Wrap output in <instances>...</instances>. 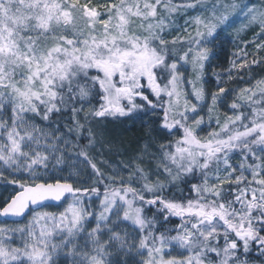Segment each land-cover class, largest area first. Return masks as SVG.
<instances>
[{"label": "snow or ice", "instance_id": "6c2138e0", "mask_svg": "<svg viewBox=\"0 0 264 264\" xmlns=\"http://www.w3.org/2000/svg\"><path fill=\"white\" fill-rule=\"evenodd\" d=\"M99 7L0 0V181L15 190L0 217L33 213L24 225L0 227V264H264V78L240 89L233 114L216 115V130L199 135L205 105L210 126L227 95L218 84L209 104L204 88L220 34L242 16L241 30L256 25L264 37V0ZM201 9L209 15L186 19L187 36L166 39L178 17ZM232 63L251 67L247 53ZM260 63L254 54L251 64ZM188 64L194 77L186 79ZM149 112L156 131L173 137L152 154L155 168L141 163L145 145L134 163L106 175L100 164L111 161L97 162L104 149L94 124ZM68 159L83 169L74 163L61 175ZM173 188L179 197L166 194ZM48 202L63 211H39ZM173 218L179 223L165 227Z\"/></svg>", "mask_w": 264, "mask_h": 264}, {"label": "rangeland", "instance_id": "374dc122", "mask_svg": "<svg viewBox=\"0 0 264 264\" xmlns=\"http://www.w3.org/2000/svg\"><path fill=\"white\" fill-rule=\"evenodd\" d=\"M79 4L83 5L89 3L91 6H101L98 8L99 11L103 12V5H106L112 0H78ZM215 0H209V6ZM230 2V0H229ZM239 3H249V5H260L262 0H238ZM197 15L207 16L209 13L207 11L198 10L190 11L188 16H180L177 18V24L180 26L179 29L170 31L166 36V39L171 40L174 36L181 35L187 36V33L182 31L184 27V21L190 17H195ZM106 18V17H104ZM82 20H77L78 26H83ZM247 22L242 16L235 17V23L225 32L220 34V38L216 43L214 48V53L221 51H226L227 53H234L236 56L235 62L239 65L245 59V53H247V60L251 65L250 69L238 70L237 68L231 67V79H229V72L223 77L215 78L213 82L207 83L204 70V88L208 96V103H211V94L218 91L219 87H225L227 89V95L217 104V111L213 113V120L209 126L207 119V105L203 108L201 115L205 116V123L203 125V131L199 132L201 137L205 136L208 132L216 130L215 117L219 115L221 122L225 116L232 115V111L229 109L228 105L235 98L236 93L240 89L254 86L257 80L264 78V50L256 52L255 44L264 41V37L257 38L256 33L260 31L259 27L256 25L250 26L241 30L242 25ZM189 31L194 35L195 28L193 25L188 26ZM255 40V43H251ZM260 59L262 63L259 65L251 64L253 56ZM208 64V63H207ZM206 64V66H207ZM206 69V67H205ZM180 71L184 74L185 78H193L194 73L190 64L184 65L180 68ZM191 88H189V92ZM194 99V98H193ZM83 118V113H81V119ZM157 121V116L152 113H144L139 115L137 118H107L106 120H101L99 123L94 124V128L98 133V140L103 142V153L101 155L100 147L98 146L95 150L97 155V162L101 159L106 161H111V164H100L101 168L107 173L113 171L117 165L123 166V163H134L139 156L145 153V145H147L146 153L143 155V160L141 163L145 168L154 169L155 161L151 158L152 154L157 153L159 143H167L172 140L173 137L167 136L165 132H158L156 129L159 127ZM151 129V131H150ZM108 145H111L112 150L108 151ZM238 160V158H236ZM75 163L77 168L83 169V166L79 164L78 161L72 159L66 160L63 165L64 171L60 173L61 175H68L72 170L71 166ZM128 170L125 169L121 174L127 177ZM152 179H156L155 176ZM89 183H91L89 181ZM87 186V185H86ZM172 193L178 191L176 188L171 189ZM15 193L14 186L9 185L6 181H0V204H3L5 199H10L11 195ZM167 194V193H166ZM171 196V195H168ZM94 205H98L99 201H93ZM66 206V205H65ZM39 211L48 212H60L63 211V207H47L39 209ZM33 213L31 212L23 221L20 223H9L0 220V227H18L24 225L31 218ZM15 243H19L16 239ZM139 259V257H137Z\"/></svg>", "mask_w": 264, "mask_h": 264}, {"label": "trees", "instance_id": "16d2710c", "mask_svg": "<svg viewBox=\"0 0 264 264\" xmlns=\"http://www.w3.org/2000/svg\"><path fill=\"white\" fill-rule=\"evenodd\" d=\"M236 56L234 53L230 54L227 53L226 51H219L215 52L211 58V60L208 62L206 69H205V77H206V82L211 83L213 80L217 77L221 78L228 71H230L231 67L233 66V61L235 60ZM87 141H82V143H86ZM184 188V194L188 195V188L185 186H181ZM101 192H103V186L101 185ZM173 190L167 191V195H175L176 197L180 196L179 191H175L172 193ZM154 211V209L152 210ZM148 215H151V211L148 213ZM179 223V220L177 218H173L172 223L166 225L165 227L171 228L175 224ZM163 230V229H161Z\"/></svg>", "mask_w": 264, "mask_h": 264}, {"label": "water", "instance_id": "95a60500", "mask_svg": "<svg viewBox=\"0 0 264 264\" xmlns=\"http://www.w3.org/2000/svg\"><path fill=\"white\" fill-rule=\"evenodd\" d=\"M15 194V193H14ZM13 194V195H14ZM50 207H54L57 208L55 205V202H48ZM31 212H29L26 216H24L23 218H4V217H0L3 221L9 222V223H15L13 221H18V223H20L21 221H23Z\"/></svg>", "mask_w": 264, "mask_h": 264}]
</instances>
